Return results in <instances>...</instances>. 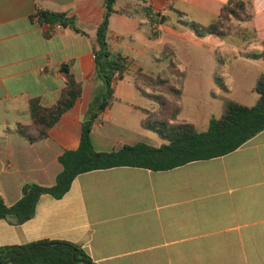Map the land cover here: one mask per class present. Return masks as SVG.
<instances>
[{
    "label": "crops",
    "instance_id": "1",
    "mask_svg": "<svg viewBox=\"0 0 264 264\" xmlns=\"http://www.w3.org/2000/svg\"><path fill=\"white\" fill-rule=\"evenodd\" d=\"M143 1L168 18L156 28L157 37L142 14H114L109 25L110 47L133 60L132 72L178 80L171 73L175 66L184 73L181 105L210 107L218 117L224 97L257 103L254 88L264 75V0H250L249 32L225 38H199L180 21L211 25L229 0ZM136 3L143 2L117 0L116 9ZM47 10L75 18L87 35L39 24L36 13ZM104 14L103 0H0V197L8 206L30 185L54 186L63 170L60 156L79 148L82 121L102 87L94 50ZM65 65L81 83L82 96L47 139L31 142L17 128L33 125L32 100L48 107L57 102ZM155 108L127 73L94 125L95 149L113 152L140 142L161 147L142 125L143 110ZM205 112L192 116L200 131L208 129L199 128L203 123L209 126ZM40 241L80 245L96 264H264V131L228 155L168 171L117 167L84 173L63 198L42 195L31 220L13 225L0 219V248Z\"/></svg>",
    "mask_w": 264,
    "mask_h": 264
},
{
    "label": "trees",
    "instance_id": "2",
    "mask_svg": "<svg viewBox=\"0 0 264 264\" xmlns=\"http://www.w3.org/2000/svg\"><path fill=\"white\" fill-rule=\"evenodd\" d=\"M105 14L97 28V43L94 50L97 78L102 87L95 91L88 112L82 121L81 143L77 150L65 151L59 158L63 166L52 187L37 184L31 188L16 204L8 206L0 197V219L13 225H21L35 216L36 206L42 195L49 194L56 199L63 198L70 190L73 181L81 174L117 167H137L155 172L168 171L194 161L210 160L228 155L257 134L264 131V75L258 79L254 91L259 95L257 103L247 106L231 98L224 97L223 113L212 118L206 131H200L194 124L180 118L182 113L184 73H171L178 77H162L150 72L138 70L132 72L134 62L129 57L111 49L109 43L110 19L114 14L134 16L142 14L149 25L160 26L168 18L154 11L143 3H136L117 10V0H103ZM180 17L185 16L175 11ZM254 17V7L250 0H229L223 7L219 18L211 25L205 26L192 21H180L194 31L197 37L215 36L225 38L244 35L234 20L249 23ZM38 23L51 27L60 25L71 28L83 35L75 18L65 13L39 11ZM157 37V29L152 31ZM170 49V47H167ZM249 57L259 59L263 55L250 54ZM65 86L60 91L57 102L53 106L44 105L35 99L30 103V114L33 125H19L17 132L31 142L49 137L50 129L62 116L71 110L82 96V85L77 81L70 68H61ZM132 73L133 83L140 94L157 105L155 110H143L146 117L142 125L154 133L162 141L159 148L140 142L124 146L119 151L98 152L93 144L92 132L95 123L115 100V86ZM221 87L229 92L223 85ZM30 130H35L31 133ZM0 264H96L80 245L64 241H40L24 246H6L0 248Z\"/></svg>",
    "mask_w": 264,
    "mask_h": 264
},
{
    "label": "rangeland",
    "instance_id": "3",
    "mask_svg": "<svg viewBox=\"0 0 264 264\" xmlns=\"http://www.w3.org/2000/svg\"><path fill=\"white\" fill-rule=\"evenodd\" d=\"M233 23H235V25H237L238 26V29L239 30H241V31H243V33H247V32H249V29L245 26L246 25V23H241V24H238V22L237 21H235L234 20V22ZM248 35H249V33H248ZM250 36V35H249ZM248 36V37H249ZM252 39V38H251ZM221 59H223L222 57H221ZM165 76V75H164ZM184 106V112H182V118H184V120H186V121H188V122H192L193 121V117L192 116H194V115H196L197 114V112H200V111H202V110H204V112L207 114L206 115V117H208L209 118V120H211L212 118H214V117H216V118H218V116H219V113L216 111V110H212L210 107H208V108H203V109H200V110H197L199 107H197V105H195V103H192V102H190V103H184L183 105H182V107ZM203 107V106H202ZM183 120V119H182ZM194 122V121H193ZM204 125H201V126H199V128L201 129V130H206L207 129V127H208V123L206 124V123H203ZM155 136H157V135H155Z\"/></svg>",
    "mask_w": 264,
    "mask_h": 264
},
{
    "label": "built area",
    "instance_id": "4",
    "mask_svg": "<svg viewBox=\"0 0 264 264\" xmlns=\"http://www.w3.org/2000/svg\"><path fill=\"white\" fill-rule=\"evenodd\" d=\"M38 13H39V12H37L36 15H35V20H36V21H38ZM58 26H60V25H58ZM156 28H157V26H154V27H153V29H155V30H156Z\"/></svg>",
    "mask_w": 264,
    "mask_h": 264
}]
</instances>
